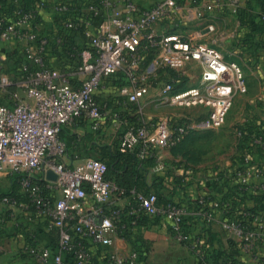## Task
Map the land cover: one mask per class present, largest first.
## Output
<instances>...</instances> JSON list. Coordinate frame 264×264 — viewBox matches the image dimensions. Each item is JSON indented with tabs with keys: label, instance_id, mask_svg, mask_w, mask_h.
Wrapping results in <instances>:
<instances>
[{
	"label": "built area",
	"instance_id": "1",
	"mask_svg": "<svg viewBox=\"0 0 264 264\" xmlns=\"http://www.w3.org/2000/svg\"><path fill=\"white\" fill-rule=\"evenodd\" d=\"M73 1L57 0L50 6L40 0L31 11L15 4L8 16L0 12V39L29 42L24 52L28 63L12 71L4 68L0 54V180L18 177L14 194L0 190V225L9 213L15 218L17 210H24L35 224L57 233L55 250L26 247L35 264H141L138 248L127 255L109 249L117 239L137 234L145 218L170 224L175 240L184 242L188 207L174 201L162 205L156 193L135 191L124 203L128 194L107 179L105 162L92 157L71 162L74 154L62 132L87 120L94 133L102 134L110 117L123 120L120 150L137 152L140 162H148L196 130L189 117L166 118L159 124L145 120L143 106L154 85L163 87L159 105L209 109L202 126L210 128L225 124L233 94L246 92L247 86L240 65L226 60L218 47L188 37L181 25L168 33L156 30L158 24L175 19L181 10L178 0H149L145 5L139 0ZM205 1L204 10L218 9L219 0ZM231 1L232 12L241 17L238 1ZM47 11L51 26L41 28ZM259 16L264 22V10ZM198 17L203 18L201 12ZM214 30V24H203L198 34L204 37ZM192 63L200 67L198 84L180 89ZM120 74L125 84L110 96ZM125 114L134 116V122ZM236 134L249 139L244 167L235 171L232 186L246 195L257 190L248 166L254 153L264 154V126L255 132L241 127ZM164 166L158 164L154 172ZM50 172L55 179L49 178ZM256 174L264 175V167ZM197 202L206 208L204 217L213 220L212 210L220 203L207 195ZM223 207L230 210L232 203ZM223 227L234 229L231 221ZM255 232L264 235V221Z\"/></svg>",
	"mask_w": 264,
	"mask_h": 264
},
{
	"label": "crops",
	"instance_id": "2",
	"mask_svg": "<svg viewBox=\"0 0 264 264\" xmlns=\"http://www.w3.org/2000/svg\"><path fill=\"white\" fill-rule=\"evenodd\" d=\"M46 1L51 6L57 0ZM79 1L74 0L73 4H78ZM237 1L245 18L232 12L231 0H219L218 9L213 12L204 10L205 0H178L181 10L174 20L170 19L162 24L168 23L170 29L174 25H181L188 37L220 46L225 50L231 41L238 51V57L240 53L247 54L248 60L236 62L244 69L242 71H245L249 95V98H246L249 109L243 114L247 118L243 116L239 122L247 123L249 128L245 125L241 127L255 132L264 126V24L259 18L261 0ZM139 3L149 4V0H139ZM199 12L203 15L202 19L198 17ZM51 23L52 16L50 11H47L43 15L41 28H48ZM160 24L156 26V30L162 32ZM203 24L218 25L216 28L220 37L214 40L208 36H200L198 33ZM27 46L29 42L26 39H0V54L3 61L5 60L4 68L7 71L17 67V61L27 63L24 53ZM13 53H16L15 59L6 58ZM232 100L233 107L234 99ZM147 102L143 106V112ZM154 104L159 106L157 102ZM144 114L145 120L149 121L150 114ZM124 116L132 122L135 120L134 116L129 114ZM122 122L123 120H112L110 117L102 134L94 133L87 120L65 128L61 138L70 144L71 153L74 154L71 162L82 160V153L86 154L99 146H110L115 141H118L120 146L123 135ZM172 152L174 151H171V148L164 150L158 153V157L153 158L151 163L143 162L140 166L145 171L149 193H160L169 201L188 207L189 213L185 217L186 240L177 242L172 227L170 224L165 226L163 220L145 218L142 221L143 227L137 234L126 239H117L109 251L127 255L138 248L141 252V264H264V235L255 232L258 224L264 221V175L256 174L264 167V154L254 153L253 162L248 166L257 190L243 195L232 186L235 171L244 167L242 158L205 176L202 164H193L194 171L179 168L177 164L180 159L178 156L172 157ZM158 164L165 165V168L155 173ZM196 167H200V173H197ZM182 175H185L183 182L180 180ZM10 182L8 178L1 179L0 190L7 191ZM180 192L183 194L180 195ZM202 195H207L212 202L220 203L212 210L213 220L204 217L203 210L206 208L197 202L198 197ZM129 201L128 194L123 202ZM229 202L232 203V208L226 210L223 205ZM212 206L210 203L209 207L213 208ZM2 211L0 207V214ZM15 216L12 218L9 213L5 223L0 225V264H35L26 252V247L31 244L55 250L58 243L55 231L50 232L43 225L35 224L36 221L29 219L24 210H17ZM225 221H231L234 229L225 230Z\"/></svg>",
	"mask_w": 264,
	"mask_h": 264
},
{
	"label": "rangeland",
	"instance_id": "3",
	"mask_svg": "<svg viewBox=\"0 0 264 264\" xmlns=\"http://www.w3.org/2000/svg\"><path fill=\"white\" fill-rule=\"evenodd\" d=\"M214 26L215 30L208 33L207 36L211 39L216 40L220 37V32L216 28V26L218 25L214 24ZM160 27L162 29V32H170V26L168 23H161ZM180 29L183 33L184 31H186L183 27H181ZM211 39L210 42H212ZM214 46L218 47L219 50L222 51V53L225 55L226 60L239 63V61H245L249 59L246 53H240V56L238 57V51L235 50L231 41L228 43L226 50L222 47L220 48V46ZM192 64L194 67L192 66ZM192 64L183 74L184 77L181 80L182 83L180 85V89L195 86L198 84L200 67L197 63ZM10 75L13 74L11 73ZM243 76V80L246 84L245 71H243ZM118 82L120 83L119 79H116V81L113 82V86L111 88L112 92L109 94L110 96L114 95V93L116 92V88L120 85L118 84ZM162 88V85L158 86L156 84L150 90V93L148 95V104H146L144 112L150 114V117L148 116L149 121L152 124H159L161 120L166 118L181 120L185 117H189L193 120L194 126L196 127V130L190 136H188L178 145L171 148V151H174L172 152V157L178 156V158L180 159V162H178L177 164L179 165V168L186 171H194L193 168L195 167V165L193 164H196L197 166H200L199 164H202L204 166L202 168V172L204 171L205 176H208L211 171L219 170L220 168H226L227 166H230L235 160L239 161V159L243 157V155L245 154V145L248 143L249 138H246L245 140L239 138V136L236 134V131L238 128H241V125H245L248 128L250 126L247 123L239 122L240 119L243 118V116L244 118L246 117V115L243 114H246L249 109V105L246 100V98H249L248 86L246 92H237L234 95V106H231L226 118V122L220 128H210L202 126V123L207 119L210 111L207 108L180 109L172 107L168 104H162L156 107L154 103L158 101L160 97L159 94L160 92H162ZM0 102H3V99H0ZM87 157L102 158L101 154H99V152L97 151L90 153L87 152L86 154L82 153L80 159H84ZM190 163L192 165H190ZM189 166L192 167L189 168ZM196 171L197 173H200V167L196 169ZM181 192L179 193L180 195L183 194Z\"/></svg>",
	"mask_w": 264,
	"mask_h": 264
},
{
	"label": "trees",
	"instance_id": "4",
	"mask_svg": "<svg viewBox=\"0 0 264 264\" xmlns=\"http://www.w3.org/2000/svg\"><path fill=\"white\" fill-rule=\"evenodd\" d=\"M39 1L40 0H0V4H3V6L5 7L3 9H0V12L2 14H5V16H8L13 12L15 8V4H19L20 8L24 11H31L35 8L36 4ZM260 3H261L260 11H263L264 0H261ZM241 17L245 18L243 16V13ZM260 21L264 24V22L261 19ZM171 30L172 29H170V31ZM15 56L16 53H13L7 55L6 58L15 59ZM149 60H151V58H149ZM16 63L19 64L18 66L26 64V62L22 63L21 61H17ZM119 77L121 80L120 83L118 82V84L120 85L125 84V80L122 78V74H120ZM63 133L64 131L62 132L61 137L63 136ZM97 151L99 152V154H101L102 158H94V159L101 160L107 164L108 166L107 179L116 182V184L121 189L125 190L126 194H131L134 191L144 194H150L149 193L150 188L146 183V179H145V171L140 166V163L142 162L138 160L137 152H125V153L122 152L120 150V146H118V141H115L110 146H99L98 148L93 149L90 152H97ZM152 160L153 159H150L148 162L151 163ZM17 179H18L17 176L11 177L10 188L7 191L2 190V193L8 195L14 194L18 189V185L16 182ZM180 180L182 182L185 181V175H183L180 178ZM156 194L158 195L159 202L162 205L171 202L167 198L163 197V195H161L160 193H156Z\"/></svg>",
	"mask_w": 264,
	"mask_h": 264
},
{
	"label": "water",
	"instance_id": "5",
	"mask_svg": "<svg viewBox=\"0 0 264 264\" xmlns=\"http://www.w3.org/2000/svg\"><path fill=\"white\" fill-rule=\"evenodd\" d=\"M48 176H49V178L55 179V175H54L52 172H50V173L48 174Z\"/></svg>",
	"mask_w": 264,
	"mask_h": 264
}]
</instances>
